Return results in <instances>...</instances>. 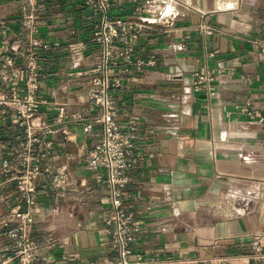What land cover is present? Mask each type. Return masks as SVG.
Instances as JSON below:
<instances>
[{
	"label": "crops",
	"instance_id": "obj_1",
	"mask_svg": "<svg viewBox=\"0 0 264 264\" xmlns=\"http://www.w3.org/2000/svg\"><path fill=\"white\" fill-rule=\"evenodd\" d=\"M218 1L171 0L173 31L148 29L137 44V54L154 55L156 64L131 70L115 94L119 124L132 116L139 120L142 160L129 172L125 200L140 223L135 246L171 264L220 258L225 264H264L253 259L251 249L253 234L264 230V122L241 112L250 100L264 114V60L257 43L264 40V0H234L226 8ZM111 2L113 19L129 18L137 4ZM93 24L86 0H0L1 45L18 49L33 37L50 46L42 61L41 92L51 97L42 108L47 120H56L57 102H70V113L89 103L101 59ZM202 24L211 32H200ZM32 25L38 28L33 36ZM179 43L183 48H174ZM27 52L24 47L16 54L19 64ZM213 67L233 74L220 79L216 95L206 99L191 83L196 73ZM68 127L69 139L52 137L43 161L50 171L35 181L33 235L41 244L36 264H116L107 185L100 180L103 173L84 165L102 127ZM16 134L0 113V263L10 252L5 232L13 223L11 210L16 204L28 209L15 183L1 175L2 161L21 142ZM58 171L69 177L64 186L56 184Z\"/></svg>",
	"mask_w": 264,
	"mask_h": 264
},
{
	"label": "built area",
	"instance_id": "obj_2",
	"mask_svg": "<svg viewBox=\"0 0 264 264\" xmlns=\"http://www.w3.org/2000/svg\"><path fill=\"white\" fill-rule=\"evenodd\" d=\"M129 18L113 19L111 0H86L88 16L94 21L95 34L92 42L101 47V59L95 66V76L89 93V103L83 111L70 113V102H61L56 120L44 118L42 108L51 97L41 92L43 52L49 44L31 37L24 45L28 52L19 64L16 54L24 47L0 44V113L16 130L14 139L21 142L2 161L1 175L6 182H13L28 209L16 204L11 210L13 223L5 232L10 252L0 264H36L35 253L41 247L33 235L34 218L38 199L36 179L49 168L43 167L53 145L52 137L61 133L65 139L71 136L68 125H80L90 132L96 125L102 127V137L93 144L84 158L88 171L103 173L110 199L107 223L112 245L117 251L116 264H171L160 255H147L137 251L140 223L135 213L126 207V189L131 181L129 172L142 160L137 151L139 120L132 116L121 126L117 120L118 105L115 94L125 88L127 74L156 64L154 55L144 58L137 54V44L148 29L171 33L176 26L177 16L171 10V0H136ZM200 32L210 33V27L202 24ZM38 32L31 26V36ZM259 55L264 60V40H258ZM174 48L182 49L179 43ZM233 74V69L209 68L204 74L196 73L191 83L194 93L212 99L217 93L220 79ZM249 80L250 78L247 77ZM76 103L75 105H77ZM241 112L251 120L264 122V114L252 108L248 100ZM57 185L64 186L69 177L63 171L54 176ZM252 257L264 262V230L253 234ZM212 264H225V259H216Z\"/></svg>",
	"mask_w": 264,
	"mask_h": 264
},
{
	"label": "bare ground",
	"instance_id": "obj_3",
	"mask_svg": "<svg viewBox=\"0 0 264 264\" xmlns=\"http://www.w3.org/2000/svg\"><path fill=\"white\" fill-rule=\"evenodd\" d=\"M235 1H237V0H235ZM220 4H219V6L220 7H225L226 8V6H229V5H233V3H234V0H221V1H218ZM217 4V3H216ZM216 6V5H215ZM217 6H218V4H217ZM219 7V8H220ZM224 8V9H225ZM221 9V8H220Z\"/></svg>",
	"mask_w": 264,
	"mask_h": 264
}]
</instances>
